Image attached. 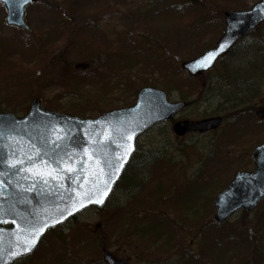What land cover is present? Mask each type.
<instances>
[{"label":"rangeland","instance_id":"374dc122","mask_svg":"<svg viewBox=\"0 0 264 264\" xmlns=\"http://www.w3.org/2000/svg\"><path fill=\"white\" fill-rule=\"evenodd\" d=\"M137 1L127 0L126 3L129 4L126 5L122 0H53L52 2L50 0H42L41 5L37 4L30 7L27 12V25L30 26V31L26 33L27 36L30 38L34 36V38L39 37V40L43 39L42 43L46 45H53L55 43V57L66 48L69 49L67 54L71 57L69 61L64 62L59 56L58 62L53 61L49 69L43 67L42 72H35L33 76H31L32 71L30 69L23 74L17 72L21 76L17 73L16 76H11V73H8L6 76L5 73H0V113H14L16 117L22 118L28 113L31 103L36 99L40 101L41 108L44 110L68 114L81 119H93L103 113L110 112V110L132 106L135 102L136 94L143 87H154L165 92L168 95V100L172 103L181 100L185 95H191V100L197 98L193 105L188 106L185 111L177 116L176 121H198L199 119L219 115L225 117V113H222L225 106L222 101L217 100L213 92L216 86L207 83L206 87L205 84L198 80H189L188 75L180 71L177 63L173 64V62L169 61L171 58L167 53V50H169L172 56H175V53H177L184 57L185 50L188 47L189 50L194 51L192 57H189L191 59L201 54H196V52L206 50L210 46H213L216 41L200 37V41L195 45H192L188 41L182 45L181 42L177 46L178 51L174 48H167L164 44L160 46L161 44L158 45L157 42H150L152 33L149 31V28L144 29L146 27L145 20H143L142 16L139 17L137 15L134 8L132 11L135 13L138 21L136 25L127 28L130 14L125 10V6H131L133 2L136 4ZM145 2L154 9L160 8L166 2L171 5L175 1L145 0ZM256 2L258 0L212 1L210 3H212L213 12L209 14V18L198 19V21L194 22V26L179 35H181L182 39L186 36L191 41L195 40L198 36L203 35L197 29L198 26L211 19H213L214 23L216 21L219 22L220 19L223 21V18L216 16V12L231 11L237 7L249 8L255 5ZM210 3L208 2L207 5L211 7ZM53 4L58 7H54ZM5 16L4 9L0 7V65H2L1 61L3 58L10 59L17 57L24 62L23 52L28 49L27 43L30 40L26 41L28 37L25 38L21 32L19 33L10 27H6L4 25ZM139 21L140 23L137 24ZM187 22L188 20H183V24ZM74 25L76 28L73 29ZM54 27L57 28V32L53 31ZM206 28L207 31L212 30L211 25H207ZM74 33L78 34V37L74 44L71 45L70 41ZM252 38L254 37L249 36V39L245 40V43H249ZM122 40L131 43L132 52L136 54H140V48L144 49L147 54L144 60L146 63L148 61L151 62L153 56L155 59L160 58L161 54V61H164L161 65L162 67L158 65L152 72H148L143 61L133 59L138 69L129 73L127 70L131 66L129 63L130 51L121 47ZM20 43H24L22 48L19 47ZM107 43L108 45H105ZM36 44L42 47L40 42L37 41ZM49 63L50 60L45 61L46 65H49ZM80 63H89L90 67L86 71L80 70L76 67ZM18 66L11 64L10 69L15 72ZM20 70H23V67ZM65 75L70 80L71 85H74L73 83L78 81L80 87L73 88V91L77 92H68L62 86L61 77ZM31 77L33 82L31 86L26 88V92L19 95L14 93L22 80H30ZM262 91V96L257 99V104L252 109L250 117H246L245 114L243 119L245 125H247L246 123L249 119L252 116L254 117L255 121H253V124H256L262 131L261 139L264 142V121L258 123L257 121L260 122V120L255 116L256 110H264V87ZM185 100L190 101V98L186 97ZM176 121L157 125L153 130L148 131L140 137L138 139L139 152L135 157L137 159L144 155L145 152H156L163 155L164 153H168L169 167L164 172L157 170L153 174L151 173L150 178H156L160 174H166V172L170 174L171 172V177L168 179L169 184L167 185L166 181L160 179L159 182L162 183L158 187L160 192L157 194L155 189V193L157 198L158 195H161V200L165 201L168 205L170 202L179 204L180 211L184 215L177 218L176 215L169 214L170 212L163 213L161 210L160 213L153 215L155 216L154 218L161 216L165 219L164 222L168 226L166 232L168 237H171V248L165 247L164 254L160 258H152L154 255L149 257L147 253L139 250L136 251L127 245V241L114 239L109 235V238L112 240H105L104 246L98 249L99 252L95 251L92 254L93 257L90 260H86L88 264H103L102 248L109 250L116 257L127 258L131 264H207L206 262L209 260L218 262V264H224L228 260V257L225 254L224 247L222 248L221 245H217V242L221 240L225 241L228 236L235 239L232 242H235L236 247L239 248L241 244L245 245L242 250L243 257H241L244 261L243 264H258V262L264 264V255H259V257L252 255L255 248L249 249L248 245L244 243L239 244L237 240L241 239L242 235L246 233L248 235L249 232L252 234L254 230L252 226L263 218L264 204L260 205L253 214L236 216L228 225L221 228L220 231L213 229L214 194L222 189L220 186L223 184V181L231 176L229 173H226L220 179L217 176L218 167L225 160V155L222 152H229L231 148L229 141L222 140V137L227 135L226 131L223 132V128L226 129V126H230V123H227L225 120V124L219 132L210 133L209 135H188L184 138H176L172 130V125ZM244 135L247 137V134L244 133ZM248 139V137L247 140L245 139L244 150L242 152H234L233 154H244V157L247 158V162L245 163L247 165L246 168L247 170H252L249 157V152L252 148L248 144ZM211 158L213 160H209ZM213 182H216V186L219 187L216 190L217 192L213 193V187L209 189L210 191H206L204 189L206 184H208L207 189ZM201 183L204 185L203 189L199 187ZM150 192H152V189L147 192L146 196L142 197L147 198L149 195L154 196V199L155 195L153 194L155 193ZM121 194V192L115 194L113 202L105 210L106 213L111 211L116 203H123ZM156 200L160 201L159 198ZM139 202L141 201L138 200ZM146 208L145 205H142L143 211L139 209L136 216L143 218V214L148 210ZM186 210L191 211H188L187 215H185ZM77 219L80 225L75 226L77 223H69L61 227L63 231L60 234H67L70 229H72V234L73 231H76L80 227L83 229V225H85L86 229H89L93 236L99 237L98 225L100 227L104 221L94 211L83 212ZM157 222L158 220L153 223V230H148L150 234L156 232L154 227ZM152 226H150V229ZM159 226L160 229L166 228L164 223H160ZM248 226L251 227L248 228ZM57 231H60V229ZM138 231H141V229L139 228ZM148 231H146V234ZM106 232L104 230L102 234ZM203 235L205 236L203 237ZM130 237H127V239H130ZM200 238H202L201 241ZM160 241L162 242V240ZM226 243L227 245H231L227 240ZM157 244L159 245L160 243ZM236 247L231 245L227 250V255L234 253L232 251ZM259 249L260 254L264 252V242L259 246ZM200 252L202 258L197 256ZM49 253H52L53 264L85 263L74 255L72 256L70 252L57 248L55 236L50 233V235H47L43 239L42 246H40V249L34 256L27 261H20L17 264H43V262L47 264L49 262L45 260L50 258ZM194 257L196 260H199L195 261ZM41 260L43 261L41 262ZM209 264L213 263L209 262Z\"/></svg>","mask_w":264,"mask_h":264},{"label":"water","instance_id":"95a60500","mask_svg":"<svg viewBox=\"0 0 264 264\" xmlns=\"http://www.w3.org/2000/svg\"><path fill=\"white\" fill-rule=\"evenodd\" d=\"M0 2L7 6L8 24L27 29L23 22L24 9L35 0ZM262 23L264 0L246 12L226 13V28L216 46L185 62L183 70L194 78L207 73L220 57ZM209 56L214 58L209 61ZM137 97L132 108L106 113L94 120L42 111L38 101H34L30 113L23 119H17L14 114L0 115V264H12L30 256L46 232L83 210L93 206L103 210L136 153V139L155 124L172 120L186 107L184 103L169 104L166 95L155 89H142ZM257 115L264 118L262 112ZM222 121V117L183 121L173 128L176 136L204 134L219 129ZM251 157L254 171L237 173L215 198L213 220L216 224H224L237 211H253L263 201L264 145L255 148ZM122 161L123 167L119 168ZM68 167L76 171L70 173ZM38 172L40 176L36 175ZM109 177L111 182L104 195V181ZM97 187L101 189L99 193ZM84 194L91 195L92 202ZM98 199L103 202L96 203ZM44 223L49 227L37 238L35 246L24 252L33 226ZM103 260L107 264H127L107 251Z\"/></svg>","mask_w":264,"mask_h":264},{"label":"trees","instance_id":"16d2710c","mask_svg":"<svg viewBox=\"0 0 264 264\" xmlns=\"http://www.w3.org/2000/svg\"><path fill=\"white\" fill-rule=\"evenodd\" d=\"M122 1L126 5L129 4L126 3L127 0ZM138 1L136 2V4L134 2L131 3V6H125V10H127V12H129L130 14L129 17L127 16L129 21L127 28H131L132 26L136 25V22L138 21V18H136L135 13L132 11L134 8L137 12V15H139V17L142 16L143 20H145L146 27H144V29L149 28V31H151L152 33L150 42H157L158 45L161 44L160 46L164 44L165 47L170 49L174 48L178 51L177 46L181 42L182 45L184 43H187V41L192 45H195L200 41V37H206V39L216 41V38L222 33L223 24L221 19L219 22L216 21L215 23L213 22V19H211L198 27L196 26L197 29H199V31L203 33V35L198 36L195 40L191 41V39L186 36H184L182 39V37H180L181 35H179L180 33H183L190 27H192L191 25L194 22L198 21V19L209 18V14L213 12L212 3L210 2H216V0H174L175 2H173V4L171 5L170 3L166 2L160 8L157 7L154 9H152L150 5L145 2V0ZM208 2L211 4V7L207 5ZM237 8L245 9L243 7ZM224 12L226 11H218L216 12V16H218L219 18H223L222 16ZM183 20H188V22L183 24ZM139 23L140 21L137 24ZM207 25H211V31L206 30ZM74 28H76L75 25L73 29ZM77 37L78 34L74 33L71 42H75ZM252 37L254 38H252L249 43H239L238 46L233 50L232 54L227 59H224V61H222V63L215 70L216 72H214L211 76L207 74V76L205 75L197 79L201 83L205 84L206 87L207 83L214 84L216 86L213 92L215 93L217 100L219 99L218 101L223 102L225 108L223 109L222 113H225V120L227 121V123H230V126H226V129L223 128V132L226 131L227 135L222 137V140L229 141L231 143V148L229 149V152H222V154L225 155V160L221 162V165L217 170V176H219V179L222 178V176H225L226 173H229L232 176L235 171L242 170L247 166L245 165V163L247 162V158L244 157V154H233L234 152H242L244 150L245 139L247 140V137L249 138L248 144L251 145L250 148H253V145L263 142V140L261 139L263 134L262 131L257 127L256 124H253V121H255L254 117L252 116V118L249 119V121L246 123L247 125H245V121L243 119L245 114L246 117H250L249 115H251L252 109H254L255 105L257 104V99L261 98L262 96V88L264 87V26L260 28L256 33H254ZM121 43V47L123 49L130 51L129 63L131 64V66L129 67V70H127L129 71V73L138 69V67L135 65L136 62L133 59L143 61V64H145L148 72H152L158 65L162 67L161 65L164 63V61H161V54L160 58L155 59L153 56L152 61H148L146 63V61L144 60L147 54L145 53L144 49L140 48V54H136L135 52H132L131 43L125 42L123 40L121 41ZM66 45L70 46L69 44ZM105 45H108V43ZM54 49V46L53 48H51L50 46L47 51L43 52V55H40L39 52L38 54H36L33 51L32 55L35 59L31 62L25 60L24 62H22V59L13 57L10 59L3 58V62L1 61L2 65H0V73H5V76L8 75V73H11V76H16L18 74L17 72L23 74L28 72L27 70L30 69L32 71L31 76H33L36 71L40 70L42 72V70L44 69L43 67L49 69L51 67L50 64H52L53 61L58 62L57 60L59 56L60 59H63L64 62L70 60L71 56L67 54V51L69 50L68 48H66L64 52H61L58 56L56 55V57L53 55L55 51ZM185 51L186 52L184 57L175 53V56H173L169 61L177 63V65H179L182 61L187 60L185 58L192 57V53L194 52L193 50H189L187 47ZM204 51L205 49L196 52V54L202 53ZM167 53L168 55H172L169 50H167ZM44 59L45 61L50 60L49 65L45 64ZM11 64L19 65L17 69H15V72L10 69ZM22 67L23 70H20V68ZM61 80L62 86L67 89L68 92H77L73 91V88L80 87L78 81H76V83H73L74 85H71L70 80L66 77V75L62 76ZM32 82V77L30 78V80H22L21 83H19L21 86L18 85L17 90L14 91V93L18 95L23 94L24 92H26V88L32 85ZM200 96L198 97V100ZM186 97L190 98V101L188 102L189 105H193L197 100V98L191 100V95H185L184 98ZM244 133L247 134V137L244 135ZM135 159L136 158H134L131 165L125 171L124 177L119 183L116 191L114 192V196L112 197L108 206L113 202L112 200L114 199L115 194H119V192L122 193L121 199H123V203H116L115 207H113L112 210L107 213L105 210L102 213H96L99 218H102L104 221L103 224L98 227V231L100 233L99 237L97 238L93 236L91 231L89 229H86L85 225H83V229L80 227L76 229V231H73L72 234V229H70L67 234L61 235L60 232L63 231L61 229L58 232L56 231L52 233L55 236V240L57 241V248L70 252L72 256L74 255L81 261L85 262L84 264H88L86 260H90L91 257H93L92 254L95 253V251L99 252L98 249L101 246H104L105 240L108 241V239H110L109 235L114 239L127 241V245L131 246L136 251L139 250L147 253L149 257H151V255H154L152 258H160V256L164 254V251L166 249L165 247L171 248V237H168L167 235L166 229L168 228V226L164 222L165 219L161 218L160 216L154 218L155 216L153 215L160 213V210L163 213L170 212L169 214H174L177 216V218H180V216L184 215L182 211H180L179 204L170 202L168 205L165 201L161 200V195H158L160 201L156 200L158 198L155 193V189L158 194V192H160V190H158V187L159 185H162L159 180L162 179L166 181L168 185V179H170L171 177V172L170 174H167L166 172V174L164 175L160 174L156 178H150V175H152L155 171L158 170L160 172H164L169 167L170 163L168 160V153H164L163 155L156 152H145L144 155L137 158L136 160ZM209 160L213 159L211 158ZM231 176L229 178H226V180L223 181V184L222 182H220L222 184L220 186L221 188H223L224 185L230 181L229 179L231 178ZM216 182L211 183V185H209L207 189L206 187L208 184H206L204 188L203 183H201L199 187L202 189L204 188L206 191H210L209 189L213 187L212 191L215 192L217 189H219V187L216 186ZM151 189L152 192L150 193H155L153 194L155 195L154 199V196L149 195L147 196V198L142 197L144 195L146 196L147 192ZM138 200L141 202L138 203ZM134 202L135 204H133ZM142 205H145L147 207L146 209L148 210L145 214H143L144 217L141 219L138 218L136 214L139 209L140 211H143ZM187 211L188 210H186L185 215H187ZM156 220H158L155 225L156 232L150 234L148 230H153L152 225L154 222H156ZM74 222L77 223L75 226L80 225L77 219H74ZM160 223H164L166 228L160 229ZM142 224L144 228L142 227ZM150 226H152V229H150ZM250 227L251 226H248V228ZM252 227H254L252 234L249 232V236L246 237L243 243L248 245L249 249L255 248L252 255H257L259 257V255H264V252H261L260 254L259 249V246L262 245V242H264V215L263 218L260 221L258 220ZM139 228L141 229V231H138ZM104 230H106L107 232L105 234H102V231ZM146 231H148L147 234ZM161 236L163 239L162 242L160 241ZM127 237H130V239H127ZM259 237L261 240L259 239ZM231 239L232 237L228 236V242H230ZM157 243L160 244L158 245ZM243 248L244 247H242V249L239 248L240 251L233 250L232 252L234 253L230 255L228 254V261H226L224 264H243L244 261L241 259V257H243ZM49 256L50 258L45 261L49 262L47 264H53L52 253H49ZM43 260H41V262ZM56 262L57 261L55 259V263ZM258 263L260 264V262ZM43 264L46 263L43 262Z\"/></svg>","mask_w":264,"mask_h":264},{"label":"snow or ice","instance_id":"6c2138e0","mask_svg":"<svg viewBox=\"0 0 264 264\" xmlns=\"http://www.w3.org/2000/svg\"><path fill=\"white\" fill-rule=\"evenodd\" d=\"M24 3H28L29 0H23ZM214 56H209L207 59L210 61L211 59H213ZM132 137L129 136V140L131 139ZM128 153H126L127 155ZM10 167H15V165H10ZM123 167V161L120 163L119 165V168H122ZM119 168L116 169V171H119ZM53 171H56L55 169ZM68 172H75L76 169L72 168V167H68L67 169ZM37 176H40L41 173H36ZM49 176H51L52 174L51 173H48ZM55 178V177H53ZM97 179H99V174H97ZM111 182V178L109 177L107 180L104 181V187H103V194L106 195L107 194V190H108V187H109V184ZM44 183L47 184L48 183V180H44ZM97 193H99L101 191V189L99 187H97L96 189ZM84 198L85 199H88L89 202H92V199H91V195H88V194H84ZM96 203H102L103 201L102 200H96L95 201ZM80 206L83 207V201L80 202ZM70 214V213H69ZM57 222H59L57 220ZM47 227H49V225L47 223H44L43 225H41L40 227H35L33 226V232L30 236V239H29V242L28 244L23 248V251L24 252H28L31 250L32 247L35 246V243H36V240L37 238L43 233L44 229H46ZM13 255H18V253H13Z\"/></svg>","mask_w":264,"mask_h":264}]
</instances>
